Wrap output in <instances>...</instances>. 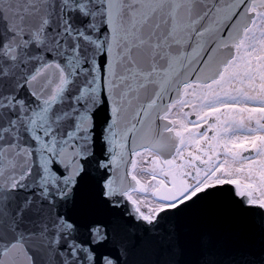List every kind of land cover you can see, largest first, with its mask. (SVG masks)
<instances>
[{"label":"snow or ice","instance_id":"obj_1","mask_svg":"<svg viewBox=\"0 0 264 264\" xmlns=\"http://www.w3.org/2000/svg\"><path fill=\"white\" fill-rule=\"evenodd\" d=\"M154 3L0 0V264H264V99L205 143L224 108L187 88L264 0H185L180 27Z\"/></svg>","mask_w":264,"mask_h":264},{"label":"rangeland","instance_id":"obj_2","mask_svg":"<svg viewBox=\"0 0 264 264\" xmlns=\"http://www.w3.org/2000/svg\"><path fill=\"white\" fill-rule=\"evenodd\" d=\"M261 26L262 25H257V27H252L248 32L246 36L248 37V41L242 44V47L239 51V62L234 61L235 63L233 64L226 80L220 83L219 88L212 89L211 91L206 88L196 90L193 96L190 98L191 105L189 108V113L192 114L193 112V114H195L198 119L200 117L208 115L210 108H207L209 106H212L213 103L218 104L217 106H215L216 104L214 105V107H216L217 109L224 108L223 112L218 111L217 113H215L217 117L216 121L218 124H220V128L216 129V127H214L215 130L213 129V131L215 132V134H213L212 137L208 138L205 143L213 141L217 138V136H223L224 141H220V144L225 143V141H229V135H227V133L230 132V129L231 137L236 138L235 128L241 126L240 113L245 106V101L254 98L264 99V97L258 95V92L253 93L251 90L253 81H256L257 88L264 87V81L262 82V84H259V78L256 71L257 68L254 66V64H248L249 61H255L254 59H256L255 57L257 55L260 56L264 54V43L261 44L259 42L256 49H254L255 41L258 38L263 39L264 37V34L262 33V30L264 31V27L261 28ZM259 35L260 37H258ZM247 56H249L250 59H246ZM260 58L258 57L257 59L260 60ZM262 60H264V58H262ZM260 69L261 71H264V65H260ZM235 101H238L241 105L240 112L229 111L227 107L228 105H232ZM188 115L189 114H186L183 119L179 121V123L183 132L188 129L186 139L194 141L199 130H193L191 128V125L188 124V121L186 119V116ZM198 143L199 142H197V144Z\"/></svg>","mask_w":264,"mask_h":264},{"label":"water","instance_id":"obj_3","mask_svg":"<svg viewBox=\"0 0 264 264\" xmlns=\"http://www.w3.org/2000/svg\"><path fill=\"white\" fill-rule=\"evenodd\" d=\"M153 7L158 10L157 11L158 17H171L172 23L175 24L176 26L180 27V26L184 25V22L186 20V9L188 8V5L185 3V0H155ZM253 27H257V25H254ZM248 31H249V29L247 31L245 29H242L238 36H235L232 38L231 42H233L235 44V48L233 49L234 57L236 56L237 51H240L242 44H243V42H244V40L248 34L247 33ZM243 33H244V36L242 37ZM239 46H240V48H239ZM234 57H233V59H234ZM230 65H233V62ZM231 68L232 67L228 68L226 70V73L221 74L223 81L226 80ZM187 88H188V86H187ZM187 130L188 129H186L184 131V134L185 133L187 134Z\"/></svg>","mask_w":264,"mask_h":264},{"label":"bare ground","instance_id":"obj_4","mask_svg":"<svg viewBox=\"0 0 264 264\" xmlns=\"http://www.w3.org/2000/svg\"><path fill=\"white\" fill-rule=\"evenodd\" d=\"M263 27H264V25L261 26V28H263ZM262 33L264 34V31H263V30H262ZM258 37H260V35H259ZM247 41H248V37L245 38L243 44L246 43ZM259 42H260L261 44H263V43H264V37H263V39L258 38V39L255 41L254 49H256L257 44H259ZM240 55H241V54H240ZM260 56H262V57L264 58V54H262V55H260ZM238 57H239V53H238ZM238 57H237L236 62H239V58H238ZM246 59H249V57L247 56ZM236 64H237V63H236ZM219 85H220V83L211 82V83L208 84V85H195V86H193V85H188V88L191 89V88L194 87V92H195L196 90H200V89H202V88H206V89H208V90L211 91L212 89L219 88ZM215 104H216V103H213L212 106L215 105ZM234 134H235V133H234ZM227 135H230V132L227 133ZM214 138H216V137H214ZM214 138H213V139H214ZM234 138H235V137H231V140H229V139H228V140H229V141H233V140H235ZM213 141H214V142H215V141H218L219 143H221L220 141H224V139H223V136H217V138L214 139ZM213 141H211V142H213ZM211 142L209 141V143H211Z\"/></svg>","mask_w":264,"mask_h":264},{"label":"flooded vegetation","instance_id":"obj_5","mask_svg":"<svg viewBox=\"0 0 264 264\" xmlns=\"http://www.w3.org/2000/svg\"><path fill=\"white\" fill-rule=\"evenodd\" d=\"M249 57V56H248ZM260 58V60L259 59H257V58ZM256 59H254L255 61H249L248 62V64L249 65H252V64H254V66L257 68V74H258V78H259V80H258V82H259V84H262V82L264 81V71L262 70L261 71V69H260V65H264V60H262V56H259V55H257L256 57H255ZM250 59V58H249ZM253 66V67H254ZM252 67V66H251ZM259 96H260V94H258ZM218 104H216L215 106H217ZM212 107H214V105L213 106H209L207 109H209V108H212ZM192 114H193V112H192ZM193 115H195V114H193ZM203 122V121H202ZM209 127L213 130L214 129V127H216V129H219L220 128V124H218L217 123V121L215 120L211 125H209ZM215 130V129H214ZM213 133L215 134V132L213 131Z\"/></svg>","mask_w":264,"mask_h":264}]
</instances>
